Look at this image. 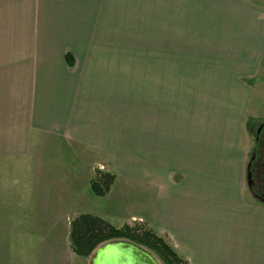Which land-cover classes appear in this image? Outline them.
<instances>
[{"label":"crops","instance_id":"crops-1","mask_svg":"<svg viewBox=\"0 0 264 264\" xmlns=\"http://www.w3.org/2000/svg\"><path fill=\"white\" fill-rule=\"evenodd\" d=\"M195 1L205 0H0V135H11L15 152L31 132L46 142L70 143L79 155L111 157L113 167L101 164L115 175L109 195L118 179L135 176L138 220L188 264H264V203L249 193L252 150L244 137L251 119H264L258 115L264 106L258 80L264 76V9L253 0L246 9L236 1L239 13L232 9L227 19L219 12L216 21L209 0L199 9ZM202 14L220 30L205 45L232 46L234 53L217 54L219 69L206 71L203 85L178 68L140 69L133 129L132 87L115 85L113 69L95 65L111 61L109 54L95 57V46H174L176 26L194 29L189 24ZM149 29L156 30L152 38ZM176 61L169 63L176 67ZM127 73L120 78H130ZM236 77L251 78V86L228 81Z\"/></svg>","mask_w":264,"mask_h":264},{"label":"rangeland","instance_id":"rangeland-1","mask_svg":"<svg viewBox=\"0 0 264 264\" xmlns=\"http://www.w3.org/2000/svg\"><path fill=\"white\" fill-rule=\"evenodd\" d=\"M209 1L212 13L216 11V15L212 14L211 17L216 21L221 17L219 12L224 13L227 19L231 17L232 9L239 13L236 1L238 5L242 3L245 9L252 3L251 0ZM253 1L264 9V0ZM206 2L207 0L200 3L195 1L194 5L199 9V6ZM167 16L165 15V18ZM204 17L205 15L202 14L199 23L189 24L194 25V29H187L182 24L177 25L172 34L177 40L174 46L164 44L162 47H157L150 41L147 45L95 46V57L109 54V60H111L97 61L95 65L113 69L116 78H110V81L113 80L115 85H123L120 82L124 81L126 86L132 87L130 88L131 104H129L131 112L128 118L131 119L133 129L136 128L134 125L139 120L140 77L138 73L140 69L153 71L151 69L161 68V65L169 70L178 68L191 72L195 76L191 81L197 85H203L201 77L204 73L206 71L214 73L219 69L220 56L217 54L234 53L232 46L205 45L206 41L210 42L214 39L220 30L212 28V24L210 25L212 20L209 22L208 18L204 19ZM259 17L264 21L261 16ZM237 18L240 21V16ZM182 19L184 15L180 14L179 20ZM152 23L155 25L154 20ZM152 23L150 22L149 25ZM166 30L168 35L171 34V30ZM155 32L154 29L147 30L148 38L154 37ZM138 38V35L133 36L132 41H137ZM184 43L187 44L184 45ZM159 48L161 49L158 51L157 58L162 63L158 62L157 67L154 60ZM170 60L177 62L176 67L170 65ZM233 64V69L236 70L237 67L235 63ZM248 64L245 61L243 65L247 67ZM241 65L242 63L240 67ZM261 70L264 71V69ZM124 71H126L125 77L128 75L127 71L130 72L131 77L120 78V73ZM150 79L156 80L148 76V80ZM95 80L99 84H105L103 77H97ZM233 80L234 83L245 81L249 86L252 84L251 78L228 79L229 82ZM258 80L261 82L260 87L264 93V76ZM261 112L263 113L260 114ZM258 113L259 116L264 117V106L263 109L258 110ZM30 134L26 135L25 141L22 140L24 142L20 141L16 144L17 152L13 148L15 144L11 142V135L5 138H1L0 135V264H95L98 250L110 243L103 244L89 257L76 255L70 241L71 223L82 214L99 217L119 229L128 224L132 228L148 229L142 221L138 220L142 213L141 190L140 182L135 179V176L118 179V186L110 195L96 197L91 192L89 182L97 178L98 171L106 172L104 167L105 169H109L108 166L113 167L114 161L111 157L94 154L92 151L81 152L82 156L70 143L46 142L43 136L34 137ZM244 137L245 146L252 150L251 157H254L253 184L249 188V193L254 198L251 193L253 188L257 196L264 198V119H251L247 123V129L245 128ZM95 161L100 164V167L95 166ZM102 163L107 166L101 167ZM132 216H136L137 219L133 221ZM163 239L172 247L167 239ZM149 254L158 264H166L157 253Z\"/></svg>","mask_w":264,"mask_h":264},{"label":"trees","instance_id":"trees-1","mask_svg":"<svg viewBox=\"0 0 264 264\" xmlns=\"http://www.w3.org/2000/svg\"><path fill=\"white\" fill-rule=\"evenodd\" d=\"M66 62L71 67L74 64V58L70 53L66 55ZM252 163L254 164V161ZM253 164L252 174H254ZM114 181L115 176L112 173L98 171L97 178L90 182L91 192L96 197H105L109 194ZM251 193L259 202L264 203V198L257 196L253 188ZM70 241L73 251L80 257H89L103 244L126 242L136 245L147 253H157L166 264H188L153 231L144 227L132 228L128 225L119 229L99 217L88 214L79 215L72 221Z\"/></svg>","mask_w":264,"mask_h":264},{"label":"water","instance_id":"water-1","mask_svg":"<svg viewBox=\"0 0 264 264\" xmlns=\"http://www.w3.org/2000/svg\"><path fill=\"white\" fill-rule=\"evenodd\" d=\"M254 160V157H252ZM248 186L252 187L251 164L248 168ZM95 264H158L157 261L146 251L136 245L126 242L110 243L99 249Z\"/></svg>","mask_w":264,"mask_h":264}]
</instances>
